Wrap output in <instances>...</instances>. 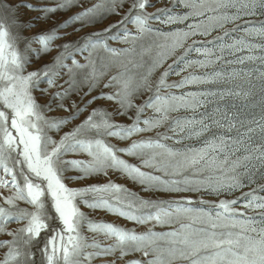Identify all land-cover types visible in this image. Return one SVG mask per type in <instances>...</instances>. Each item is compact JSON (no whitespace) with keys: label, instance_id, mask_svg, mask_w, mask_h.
Listing matches in <instances>:
<instances>
[{"label":"snow or ice","instance_id":"1","mask_svg":"<svg viewBox=\"0 0 264 264\" xmlns=\"http://www.w3.org/2000/svg\"><path fill=\"white\" fill-rule=\"evenodd\" d=\"M74 5L82 10L55 29L23 35ZM169 5L0 0V235L9 237L0 264H93L117 253L110 264L130 254L140 259L127 264H264V115L240 114L255 96L236 83L258 72L264 95V0ZM20 9L41 15L24 21ZM111 16L120 19L55 43L59 29ZM189 86L200 90L175 91ZM100 175L107 183H67ZM81 205L143 230L94 220Z\"/></svg>","mask_w":264,"mask_h":264},{"label":"rangeland","instance_id":"2","mask_svg":"<svg viewBox=\"0 0 264 264\" xmlns=\"http://www.w3.org/2000/svg\"><path fill=\"white\" fill-rule=\"evenodd\" d=\"M5 2H7V3H18L19 0H5ZM25 2L26 3H32L33 5H35L37 7H42V6H54L57 3V0H25ZM91 2H92V0H82V6L83 7L90 6ZM151 3L153 6L149 7L147 9V11L150 13L155 12L157 9L170 6L169 0H151ZM81 10H82L81 5H74L69 9L58 10L55 13H51L47 19L36 21L34 27H30L27 30H23V35L25 37H32L34 34H37L40 32H47L51 29H55L57 27V25L67 21L71 16H73L74 14H76L77 12H79ZM17 15H19V17L24 21H30L33 18L40 16L41 13L37 12V11H26L24 9H20L19 12L17 13ZM118 19H120L119 16H111V17L107 18L101 24H97L95 26L82 27V28H81L79 23L70 24L65 28L59 29V33H60L62 38L55 41V43L56 44H63V43L68 42V41H75V40L79 39L80 37L86 36L93 31L102 30L104 27H107V25L109 23H114ZM77 28H80V31H76ZM65 33H67V35H64ZM213 35H215V33ZM258 39L259 38H257V40ZM109 43L111 44L112 47H125V45L119 44L117 42L109 41ZM55 54H56V51L53 50V52L49 56H45L41 60L35 62L32 65V68L39 67L41 64L49 62L51 59V56H54ZM254 54L259 56L262 53L260 51H256ZM238 55H240V54H238ZM243 55H247V52L243 53ZM167 63H171V59L169 61H167ZM167 63L164 65V67H167ZM230 67H240V66L239 65H232ZM245 67H246V70L253 71L254 69L259 67V62L258 61L255 63L246 62ZM162 70L163 69H160L159 71H162ZM158 75H159V72L157 73V76ZM178 79H180V77L172 76V77H170L169 82H171L173 80H178ZM236 83L241 85L242 90L252 91L254 93V96H255V99L252 100L251 105L246 109H241L240 114L244 117H254L256 119H259L261 117V115H264V112H262V109H264V95H262V93H261L262 85H261V81L259 78V73L256 72L254 74V76L251 79V82H249L248 78L245 77L242 80L237 81ZM211 87L214 88L215 86H211ZM197 90H200V88L198 86H189L186 89L175 90V91H177V93L179 94V91H197ZM74 99H77V98L74 97ZM107 103L108 102H104V101H98L97 102V104L104 105V106H107ZM237 103H239V101ZM214 107H215V102L208 105V110L212 111ZM221 107H223V102H221ZM202 110L203 109H200L199 111H202ZM232 111L235 112L236 109H233ZM86 114L87 113H85V115ZM179 114L180 115H191L192 113L181 112ZM56 115H66V113L58 112V113H56ZM82 118L83 117H81V119ZM70 127H71V125L69 126V128ZM65 130H68V129H65ZM256 134H257V136L259 135V129H257ZM149 135H151V134H149ZM112 143H116L119 146H125L124 142H120V141H117L115 139L112 140ZM170 143H171V141H170ZM68 158L69 159H73V158L87 159V157L71 156V155ZM125 159H128L130 163H136L137 162L134 158H131V157H125ZM77 174L78 173H76V172H70L68 175L72 176V175H77ZM108 179H109L108 177L100 175V176H94V177L86 178L84 180H79V181L68 180L67 183L70 187H84V186H87L90 184H104V183H107ZM111 179L116 183L124 184L129 189H131L132 191L141 192L140 187L138 185H134L131 181L126 180L124 177L120 176L119 174H113L111 176ZM260 182L264 183V181H260ZM249 190H250V188H245L243 191H249ZM239 194H240L239 192L236 193V195H239ZM141 195H143L142 192H141ZM81 210L86 215H88L90 218L97 220V221L102 220L105 222H111L114 224H118L120 226H125V227H129V228L136 227L137 230H143L140 228V226H134L131 222L125 221L122 218L111 215V214L107 213L106 211H102V210H95L94 211L92 209L84 207L83 205H81ZM11 227L15 228V227H17V225L13 224V225H11ZM157 230H168V229L164 228V229H157ZM0 239H9V237H7L6 235H0ZM99 239L101 240V243H108L109 242V241H104L103 237H100ZM3 251H4L3 249H0V256L3 255ZM118 255H119V253L116 254V257H118ZM116 257H113V256L98 257L93 261V264H110V262L113 259H115ZM131 259H140V255L139 254H130V255L126 256L124 259H116V264H127V261L131 260Z\"/></svg>","mask_w":264,"mask_h":264}]
</instances>
